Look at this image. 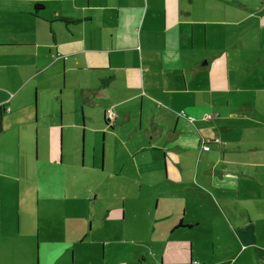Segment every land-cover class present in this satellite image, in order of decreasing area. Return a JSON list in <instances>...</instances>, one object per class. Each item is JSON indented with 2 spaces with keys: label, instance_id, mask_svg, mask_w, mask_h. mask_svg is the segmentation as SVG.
Returning <instances> with one entry per match:
<instances>
[{
  "label": "crops",
  "instance_id": "obj_1",
  "mask_svg": "<svg viewBox=\"0 0 264 264\" xmlns=\"http://www.w3.org/2000/svg\"><path fill=\"white\" fill-rule=\"evenodd\" d=\"M87 135L88 217L42 219ZM194 262L264 264V0H0V264Z\"/></svg>",
  "mask_w": 264,
  "mask_h": 264
},
{
  "label": "rangeland",
  "instance_id": "obj_2",
  "mask_svg": "<svg viewBox=\"0 0 264 264\" xmlns=\"http://www.w3.org/2000/svg\"><path fill=\"white\" fill-rule=\"evenodd\" d=\"M68 132V129L63 130L65 138L67 137ZM71 133L73 136L76 134L75 131H71ZM78 133L76 134V147H81V139H79V137L82 134V131L79 130ZM88 138L90 137L87 135L86 139H83V155L81 154V151H78L75 163L72 160V163L74 164L73 166L67 160V146L66 144H63L61 152V161L63 160V162H59V157L57 156L55 167L52 172H31V174L37 173L38 176L36 175V178L40 180V200L42 202L44 201L45 204V208L41 212L42 219L44 217L50 219L56 216L67 217L70 211L74 212V217L83 220L88 217L90 209L87 202L90 198L87 200V197L83 196V193H88L89 189L98 186L95 182L96 180L93 178L94 173L89 170L91 166L89 161ZM95 138L98 143L97 140L100 139H97V137ZM33 155L35 156L34 153ZM97 157L99 159L100 155H97ZM62 184H65L64 186L67 188ZM98 187L102 188L103 186L100 184ZM70 208H73V210ZM81 229L82 232L87 233L88 224L83 225ZM71 232H73V230H71Z\"/></svg>",
  "mask_w": 264,
  "mask_h": 264
},
{
  "label": "built area",
  "instance_id": "obj_3",
  "mask_svg": "<svg viewBox=\"0 0 264 264\" xmlns=\"http://www.w3.org/2000/svg\"><path fill=\"white\" fill-rule=\"evenodd\" d=\"M105 116H106V120H107V123L108 124L111 125V124L114 123V121L116 119V116H115L114 112H112L111 110H109V111L106 112V115ZM215 142L218 143V140H216ZM202 150L203 151H208L209 150V145L208 144L203 145L202 146ZM195 264H198V263H195Z\"/></svg>",
  "mask_w": 264,
  "mask_h": 264
},
{
  "label": "trees",
  "instance_id": "obj_4",
  "mask_svg": "<svg viewBox=\"0 0 264 264\" xmlns=\"http://www.w3.org/2000/svg\"><path fill=\"white\" fill-rule=\"evenodd\" d=\"M40 7H41V6H39V5L36 6V10H37V9H40ZM195 263H196V262H194L193 264H195Z\"/></svg>",
  "mask_w": 264,
  "mask_h": 264
},
{
  "label": "flooded vegetation",
  "instance_id": "obj_5",
  "mask_svg": "<svg viewBox=\"0 0 264 264\" xmlns=\"http://www.w3.org/2000/svg\"><path fill=\"white\" fill-rule=\"evenodd\" d=\"M105 118H106V117H105ZM105 121L107 122V120H106V119H105ZM107 125H110V124H108V123H107Z\"/></svg>",
  "mask_w": 264,
  "mask_h": 264
},
{
  "label": "water",
  "instance_id": "obj_6",
  "mask_svg": "<svg viewBox=\"0 0 264 264\" xmlns=\"http://www.w3.org/2000/svg\"><path fill=\"white\" fill-rule=\"evenodd\" d=\"M107 123V122H106Z\"/></svg>",
  "mask_w": 264,
  "mask_h": 264
}]
</instances>
